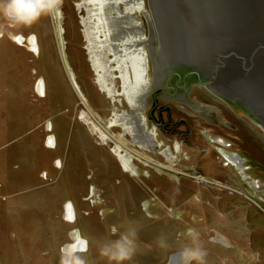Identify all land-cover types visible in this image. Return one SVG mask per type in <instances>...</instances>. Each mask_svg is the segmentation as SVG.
<instances>
[{"label":"rangeland","instance_id":"obj_1","mask_svg":"<svg viewBox=\"0 0 264 264\" xmlns=\"http://www.w3.org/2000/svg\"><path fill=\"white\" fill-rule=\"evenodd\" d=\"M63 1L58 18L55 17V13L41 16L35 23L18 29L0 15V125L5 127L3 132L0 130V143H2L0 198L3 196L5 199L0 202V264H60L62 247L69 240L72 242L78 231L82 237L88 239L90 244L86 252L80 253L86 264H109L106 258H100L99 241H102L104 236L116 239L117 237L109 234L110 226L127 224L129 221L136 222L138 245L140 243L146 245L141 246L140 256L134 255L124 264H166L168 252L175 250L182 252L186 246H194L192 239L179 248L172 247L170 237L174 235L176 227H171L170 222H167L165 227L159 220H153V217L145 219L138 208L142 192L137 184L129 182L131 185L128 186V190L125 188L118 191L120 186L117 187L113 181V176L120 171L114 163L115 144L111 143L108 134L105 133V137H102L96 130L91 133L86 129L85 122L94 124V129L96 124L91 122L88 116L86 118L83 116L84 106H81L77 95L75 99L73 97L67 101L59 99L58 92L61 86L63 87L65 79L62 74L63 65H61L62 56L59 50L56 20L60 22L62 30L64 29L63 38L67 45V54L70 55L73 68L76 69L77 74H80L82 80L77 82L82 83L84 93L90 99L92 98L93 104L98 108L102 105L100 96H105V91H101L96 81L87 46L85 3L83 0ZM17 33H22L26 37L23 50L16 45ZM33 33L37 37L40 51L37 55H33L28 43ZM86 56L87 60H85ZM79 59L85 63H83L85 73L83 69L80 71L82 63ZM40 80L43 81L41 92L43 93L44 90L45 94L43 99L37 100V93L33 95L32 90L35 86L37 91ZM85 83L92 86L91 91L87 92L88 84ZM39 87H41L40 84ZM110 97H105V106L97 116L95 115L102 124L112 121L110 109L113 107L109 105ZM67 104H72L78 118L73 125L69 120L57 117ZM185 107L188 108V106ZM37 110L40 114L38 116L40 130H43V127L46 129L45 124L49 118L52 122L56 119L53 126L61 123V127H57L59 131L53 128L57 138V148L53 151L44 149L40 152V156L38 152L42 148L46 134L40 130L36 131L33 127L35 124H32V115H35ZM189 111L192 110L189 109ZM195 113L197 114V111ZM219 114L224 120H230L236 126L233 132L230 131L239 137L234 147L247 152L259 170V174L264 175V141L239 122L228 110L220 109ZM189 126V128L193 127L192 124ZM32 129L36 132L32 133L34 131ZM110 135L118 141L115 135ZM191 135L194 136V131ZM34 142L36 143L33 144ZM164 148L162 147L161 151H164ZM188 149L190 153L193 152L196 155L193 162L196 164L199 162L200 171L208 173L207 165L211 162L210 158L206 154L200 157V151L197 148ZM175 150L173 146L170 150L171 155L168 154L171 160L174 159ZM186 151L182 154L183 156L187 155ZM159 153L158 151V159L164 161ZM182 155L178 153L177 157L182 158ZM48 157H58L62 164L61 169L58 170L52 165L49 167ZM179 164L177 166L167 164V166L178 170L182 167ZM83 165L87 167L86 172ZM186 166L190 165L186 164L182 168ZM40 170H46L49 175L48 180L52 178L54 182L48 185L40 176L38 179ZM92 171L98 173L100 180L97 184L89 182V185H97L98 196L102 201L95 204L91 210L89 207L91 203L84 201L81 197L85 196L87 188L86 173L90 174ZM157 179L153 182L158 181V184L162 181ZM187 181L185 180L184 183ZM115 193L119 196L112 197ZM66 199L74 203L75 221L66 225L59 224L60 226L57 227L58 224L53 225L51 222L55 218V223L58 221V215L64 214L60 205ZM237 200H241L236 202L244 204L243 207L235 209L234 212L223 208L219 215L209 214L208 217V222L228 237L232 244L236 243V246L224 243L221 238V241H206L213 248L211 249L201 242L200 237L214 235L213 230L209 229L206 233L207 228L205 230L196 228V232L199 233L196 245L206 252L204 264H217L218 257L214 250L220 252L222 257H227L226 264H264V206L257 207L242 197H238ZM113 205L117 214H107L108 217L102 218L104 206L112 208ZM241 212L244 216L237 217ZM218 218H221V221ZM123 230L121 228V231ZM161 242L165 246L162 247ZM96 249L97 252H95Z\"/></svg>","mask_w":264,"mask_h":264},{"label":"flooded vegetation","instance_id":"obj_2","mask_svg":"<svg viewBox=\"0 0 264 264\" xmlns=\"http://www.w3.org/2000/svg\"><path fill=\"white\" fill-rule=\"evenodd\" d=\"M146 1L145 4L147 8L146 6L143 7L144 2L142 0L141 3L139 0H109L106 2L108 4L100 2L102 6L104 5V7L107 6L110 8V14H112L113 17H117L114 20V22H116L115 26H117L116 32L123 31L121 36L117 34L114 37L115 51L114 53L108 52L112 58H110L111 61L109 63L110 69H107L105 72H111L114 76V81L116 80L118 83L116 84V89L112 88V90H108L101 85L99 86L101 91H106L105 96H100L102 102V105L99 106L100 108L95 106L92 98L90 99V97L84 93L82 83L80 82L79 84L77 82L82 79L71 64L72 62L70 55L67 54L66 44L65 53L68 63L85 100L80 96L77 90L73 88L69 72L64 66L63 61L61 65H63L62 74L65 83L58 92L60 96L59 99L61 98L67 101L71 100L73 97L75 99V95H77L82 104L81 106H84V112H82L83 116L85 118L87 116L91 118V122L95 123L97 127L94 129V124H87L85 122L84 125L86 129L91 133L96 130L102 137H105V133L109 135L108 138H110L111 143L115 144L114 163L120 170L117 175L114 174L115 176H113V181L116 186H120L118 191L121 189L125 190V188L128 190V186L131 185L129 182L137 184L138 189L142 192V197L138 201V208L145 219H147V217H153V220H159L165 227L167 226V222L171 223V227H176L174 235L170 237V244H172V247L179 248L190 241L192 238L187 235V230L189 228L196 230L197 227L203 230L207 228L206 233L209 229L213 230L212 233L214 235L200 237L201 242L211 249L213 248L207 244L208 242L206 241H221V238L224 240V243L236 246V243L232 244L228 237L217 231L215 226L208 222L209 214L216 216L217 214L219 215V212L223 208H228V211L231 210L234 212L235 209L243 207L244 204L236 202L241 201L237 200L238 197H242V199L262 208L264 206V175L259 174V170L256 168L255 163L247 152L234 147L237 139H239L237 135L232 134L236 126L233 125L230 120H223L218 110H215L212 106L215 102L221 101L225 104V109L232 113L244 111L248 116L258 120L261 127L264 129V103H256V101H254L252 104V102L249 101L250 99L244 94L241 95L242 99L240 100V98L233 96L230 90L226 91L220 88L221 86L219 88L216 87L220 83L219 80H221L222 74H225L224 79L227 81L228 76L233 73L232 62H225V66L218 72L217 75L219 76L217 78L215 77V79L214 66H216V62H212L211 66L198 67L186 61L178 60L174 53L167 50L169 45L167 44L166 37L163 38V45L161 44L159 40L160 34L156 26L150 0ZM83 2L88 6L85 8L88 16V11L91 10L94 5H91L92 2L88 0H83ZM95 4L97 5L98 2L95 1ZM142 7L145 9L142 10ZM138 8L140 9L138 10ZM132 10H138L145 23L147 22L148 24L143 26V21L141 20H137L133 24L132 22L135 21L133 18L135 17L131 16L130 11ZM64 12L63 14H65ZM152 20H154L153 23ZM15 26H17V29L19 27H24V25ZM139 26L141 28H139ZM162 26L163 30L166 28L167 31L171 23L166 19L163 20ZM168 33L167 31L166 34ZM124 36L129 39V42L124 39ZM134 36L139 40L145 39L143 41L144 44L138 46L134 45ZM31 37L34 38L36 52L31 49V43L28 41L30 44V51L33 55H37L40 52L37 37L35 33H33ZM120 38L123 39V43L119 41L117 44L116 41ZM155 39L157 40V44L155 43ZM15 41L17 47H22L21 50H23L26 37L23 36L22 33H17ZM225 49L228 51L230 48L225 47ZM215 55L219 57V54ZM131 59L135 60L134 63ZM85 60H87V56ZM80 61L82 63L80 71L83 69L85 73V63L82 60ZM178 65L185 66L190 71L184 73L177 68ZM35 72L33 71V73ZM203 73H211V75L205 77ZM237 73H241V71L237 70ZM189 77L197 78L194 84L203 86L207 90L205 97L206 102H201L197 97V99H188L187 96L188 93H191V88L185 93L179 92V90H182V86H187ZM39 84L40 81L37 86V91H35V86L32 90L33 95H36L35 92L37 93V100H39V98L43 99L45 94L44 90L43 93L39 92ZM242 89L243 87H239L235 91L241 92ZM91 90L92 86L88 84L87 92ZM40 93L42 95H40ZM106 96H111L109 98V105L113 107L110 109L112 122L102 124L95 115L97 116L102 107L105 106ZM36 102L38 103V101ZM185 106H188V108ZM189 109L192 111H189ZM196 111L197 114L195 113ZM38 112L37 110L36 114L32 115V124H35L33 127L36 131L41 129L39 128L41 125H39L40 121L38 116L40 114H38ZM75 114L76 112L72 108V104H67V106L61 109L57 114V117L58 119L65 118L73 125L77 122ZM243 120L248 124L245 118ZM55 121L56 119L54 122ZM54 122L49 118L48 122L45 124L46 129L43 127V130H40L46 134V138L42 142V148L39 149V156L40 152H43L44 149L53 151L58 146L53 128L58 130L57 127L60 128L61 123H56L53 126ZM191 124L193 127L189 128ZM248 125L251 129L254 127V125ZM4 128L0 125V130L2 132L5 130ZM35 130L32 133L36 132ZM193 131L194 136L191 135ZM110 134L115 135L118 141L116 140V142L114 136ZM33 138H35L34 135ZM35 143L36 142L33 144ZM172 143H174V148L176 150L178 149V151L175 150L173 160L168 156V154L171 155L170 150L173 148L171 145ZM1 145L2 143H0V148L2 149ZM162 147H165L164 151H161ZM188 148H197L200 151V157L206 154L210 158L211 162L207 165L208 173H202L200 171L198 168L199 162L197 164L193 162L196 155L193 152L190 153L191 151L189 152ZM187 149L188 151H186ZM158 151L164 161L158 159ZM185 151L187 155L183 156L182 154ZM178 153L183 157H177ZM199 156L198 159H200ZM47 163L49 167L52 165L58 168V170L62 167L58 157H48ZM178 163H180L179 165H182V167L186 164L190 166H186L185 168L181 167L178 170L167 166V164H174L177 166ZM12 167L14 166L12 165ZM83 167H85L86 172V165H83ZM39 176L43 179L42 181L48 185L54 182L52 178L48 180L49 175L46 170H42L38 174V179ZM156 178L162 181L165 180L166 182L160 181L157 184L158 181L153 182ZM85 179L87 180V188L84 194L85 196L81 198L91 203L89 207L92 210L95 204L97 205L102 201L98 196V187L96 185L100 177L98 178V173L92 171L90 174L86 173ZM91 179L92 181H90ZM185 180L188 181L184 183ZM89 182L96 184L89 185ZM118 196L119 195L116 193L112 195V197ZM4 200L2 196L0 202ZM60 207L64 214L58 215V221L54 223V218L51 223L53 225L58 224L57 227L60 226L59 224L66 225L73 223L76 216L72 200L66 199ZM241 211H244V209H241ZM107 214H117L114 205L112 208L104 206L101 217H108ZM243 216L244 213L241 212L237 217L242 218ZM218 219L221 221V218ZM103 221L104 219L102 223ZM213 221L215 222V219ZM77 239H80L81 242H77ZM108 239L107 236H104L102 241H99L98 250ZM77 243L82 246L86 243L87 248L89 249L90 247L88 239L82 237L79 231L77 235H75L73 241L71 242L69 240L64 247L69 244ZM144 244L145 243H140L138 245V249L134 255L140 256L139 251H141V246H144ZM64 247H62V249ZM91 249H93V247ZM98 250L96 249L95 252ZM168 253L166 264H183L181 251L175 250ZM214 253L217 254L218 257L217 264H226V256L222 257L221 253L216 250H214ZM100 258L102 257L100 256ZM192 264H195V261H193Z\"/></svg>","mask_w":264,"mask_h":264},{"label":"water","instance_id":"obj_3","mask_svg":"<svg viewBox=\"0 0 264 264\" xmlns=\"http://www.w3.org/2000/svg\"><path fill=\"white\" fill-rule=\"evenodd\" d=\"M88 1L92 2L91 5H94L88 11V16L85 9V16L87 46L95 78L98 84L104 88L108 90H112V88L116 89L118 81H114V76L111 72H105L107 69H110L109 63L112 56L109 53H114L115 51L114 37L117 34L121 36L123 31L116 32L117 26H115L116 22L114 20L117 17H113L110 14L109 7H104V5L100 4V2L108 4L106 2L109 0ZM95 1L98 2L97 5ZM142 1L144 2L143 7H145L147 1ZM139 2L141 3V0ZM150 3L160 34L159 40L162 44L163 38L166 37L167 44L170 47H167V50L174 53L178 60L186 61L198 67L211 66L212 62H216L217 64L214 66L215 70L213 69L215 71L214 78L219 76L217 74L225 66V62H232L233 73L228 76L227 81L224 79L225 74H222V78L219 80L220 83L218 82L219 84L216 87L219 88L221 86L220 88L226 91L230 90L233 96L240 98V100L242 99L241 95L244 94L250 99L249 101L252 104L254 101L256 103H264V0H150ZM86 7L88 6L85 3ZM143 7L142 10L145 9ZM138 10L130 11L131 16L135 17L133 18L135 21L132 23L134 24L137 20H141L143 21L142 25L146 26L148 23H145ZM55 17L58 18V15L55 14ZM166 19L171 23V26L168 27L169 30H167L168 34H166V28L163 30L162 26L163 20ZM56 21L57 38L62 61L69 72L73 87L85 100L67 60L61 24L58 20ZM139 28L141 27L139 26ZM124 39L129 42L126 36H124ZM122 40L120 38L116 43L118 44L119 41L123 43ZM144 40L136 39L134 36V45H143ZM29 41L31 49L36 52L34 38L30 37ZM155 43L157 44L156 39ZM225 47L230 49L226 51ZM215 54H219V57ZM131 60L134 63L135 60ZM177 68L184 73L190 71L182 65H178ZM237 70L241 71V73H237ZM203 74L205 77L211 75V73ZM196 79L189 77L187 86H182L183 88L179 92L185 93L191 88V93H188L187 96L188 99H195L197 97L201 102H206L207 90L203 86L194 84L196 83ZM239 87H243L242 91H235ZM41 91L40 87L39 92ZM225 107V104L221 101L215 102L212 106L218 112L220 109H225ZM230 113L264 141V129L258 120L248 116L244 111ZM244 118L248 124L254 125L252 129L245 123Z\"/></svg>","mask_w":264,"mask_h":264},{"label":"clouds","instance_id":"obj_4","mask_svg":"<svg viewBox=\"0 0 264 264\" xmlns=\"http://www.w3.org/2000/svg\"><path fill=\"white\" fill-rule=\"evenodd\" d=\"M63 0H0V15L11 25H31L41 16L59 14ZM121 228L124 230L121 231ZM110 236L116 239H108L99 248V254L106 258L109 264H124L132 259L138 249L137 225L129 221L127 224L112 225L109 228ZM187 235L192 238V247L186 246L182 251L183 264H204L206 252L196 245L199 233L189 228ZM161 246H165L161 242ZM88 250L87 245L69 244L62 249L60 264H86L80 253Z\"/></svg>","mask_w":264,"mask_h":264},{"label":"bare ground","instance_id":"obj_5","mask_svg":"<svg viewBox=\"0 0 264 264\" xmlns=\"http://www.w3.org/2000/svg\"><path fill=\"white\" fill-rule=\"evenodd\" d=\"M40 85H41V89H42V82H40ZM261 140V139H260ZM263 149V148H262Z\"/></svg>","mask_w":264,"mask_h":264}]
</instances>
